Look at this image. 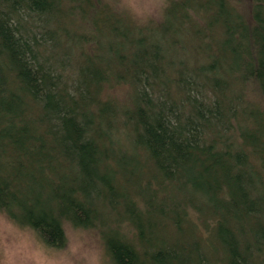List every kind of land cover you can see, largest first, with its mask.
<instances>
[{
	"label": "trees",
	"instance_id": "obj_1",
	"mask_svg": "<svg viewBox=\"0 0 264 264\" xmlns=\"http://www.w3.org/2000/svg\"><path fill=\"white\" fill-rule=\"evenodd\" d=\"M0 210L115 264H264V0H0Z\"/></svg>",
	"mask_w": 264,
	"mask_h": 264
},
{
	"label": "rangeland",
	"instance_id": "obj_2",
	"mask_svg": "<svg viewBox=\"0 0 264 264\" xmlns=\"http://www.w3.org/2000/svg\"><path fill=\"white\" fill-rule=\"evenodd\" d=\"M133 19L159 18L165 0H111ZM103 225H68L62 246H51L30 226L0 210V264H115L106 251Z\"/></svg>",
	"mask_w": 264,
	"mask_h": 264
}]
</instances>
